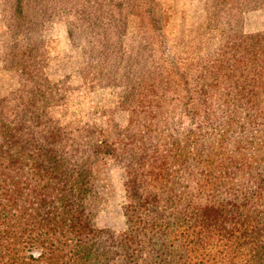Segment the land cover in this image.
Segmentation results:
<instances>
[{"label":"trees","instance_id":"obj_1","mask_svg":"<svg viewBox=\"0 0 264 264\" xmlns=\"http://www.w3.org/2000/svg\"><path fill=\"white\" fill-rule=\"evenodd\" d=\"M42 1L35 0L30 13L27 0H10V45L20 50L13 59L25 57L30 79L38 48L27 23L51 9ZM56 1L48 0L51 6ZM209 1L218 11L228 7L220 11L226 25L211 79L176 64L158 76L146 64L122 70V60L108 54L119 48L122 21L104 19L98 0H61L60 9L83 26L87 40L101 35V54L89 62L102 56L107 78L122 83L128 125L114 142L99 139L92 125L78 143L69 138L70 154L61 153L58 133L36 137L41 115L33 110L35 97L19 103L0 144V264H264V217L259 227L222 202L231 195L264 215V33L238 27L245 11L264 0ZM69 36L83 39L72 30ZM38 54L46 55L40 48ZM108 158L124 169L126 227L117 232L92 226L85 206ZM190 184L203 206L178 191ZM158 202L166 204L163 212L148 217Z\"/></svg>","mask_w":264,"mask_h":264},{"label":"rangeland","instance_id":"obj_2","mask_svg":"<svg viewBox=\"0 0 264 264\" xmlns=\"http://www.w3.org/2000/svg\"><path fill=\"white\" fill-rule=\"evenodd\" d=\"M34 1L24 2L30 13L34 9ZM98 1L102 8L99 14L104 19L111 16L115 21L118 17L123 23V30L120 28L118 32L122 31L118 37L119 48L108 53L113 61L116 58L122 60V70L134 62V65L146 64V71L158 76L162 67L176 64L196 73L201 71L206 79L214 76L226 25L220 11L228 7H222L218 11L209 0ZM41 3L51 9L40 15H30L31 23H27L33 27L37 43L34 42L38 48L33 53L37 54L34 57L37 65L33 67L35 76L33 74L34 77L30 79L26 73L27 67L24 66L27 62L22 61L25 57L13 59L14 53L20 50L14 51L10 45L9 26L13 23L10 0H0V122L3 121L6 126L0 128V144L4 136L2 130H8L19 103H24L33 96V110L41 115L37 128L33 129L36 137L47 131L58 133L63 145L55 149L61 153L70 154L72 147L67 143L69 138L78 143V138L85 135V130L92 125L100 129L99 139L114 142L126 129L128 114L120 108L123 88L120 80L107 78L108 69L105 68L102 56L95 63L89 62V57L92 60L93 55L101 54L102 49L98 43L101 35L95 36L98 40H87L89 38L84 36L83 26L74 24L73 17L60 9L61 0L52 6L48 0ZM261 5L255 9L250 8L242 15V24L238 27L244 34L264 33V4ZM74 19L77 22L76 17ZM74 26L78 27L75 32L83 38L76 42L69 36L70 30L75 33ZM235 29L237 27H232V30ZM25 33V27L18 31V46H23ZM39 48L41 55H46L40 56ZM103 68L106 72H103ZM37 89H41L43 93H38ZM177 117L178 110L173 117L174 121ZM33 123L26 125L32 127ZM98 168L101 172L94 179L92 194L85 201L86 213L95 228L122 231L126 227L123 212L127 203L123 186L124 169L109 158L107 165H100ZM178 191L184 192L186 199H193L201 206L205 204V199L193 197L191 184ZM222 198L224 210L228 212L238 209L243 219H253L258 222L259 227L263 226L264 215L260 207L233 199L231 195H224ZM165 207V203L158 202L152 206L151 212L148 210V217L161 214ZM164 213L171 212L166 210ZM176 213L173 212V215Z\"/></svg>","mask_w":264,"mask_h":264}]
</instances>
